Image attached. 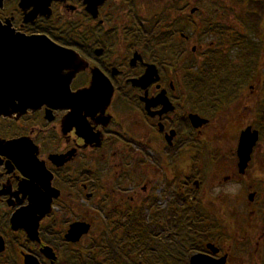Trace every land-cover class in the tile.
Instances as JSON below:
<instances>
[{"label":"flooded vegetation","instance_id":"obj_1","mask_svg":"<svg viewBox=\"0 0 264 264\" xmlns=\"http://www.w3.org/2000/svg\"><path fill=\"white\" fill-rule=\"evenodd\" d=\"M241 1L3 0V24L71 51L60 76L85 95L0 116V264H264V141L228 119L264 98V15Z\"/></svg>","mask_w":264,"mask_h":264},{"label":"water","instance_id":"obj_2","mask_svg":"<svg viewBox=\"0 0 264 264\" xmlns=\"http://www.w3.org/2000/svg\"><path fill=\"white\" fill-rule=\"evenodd\" d=\"M25 0H21L22 4ZM3 0H0V7ZM70 50L59 47L46 36H27L14 32L0 21V116L22 114L36 110L43 103L52 107L69 106L70 100L79 99L85 92L71 93L70 78L60 76L61 69L69 65ZM149 69L146 75H148ZM77 70L73 67V72ZM73 98V99H72ZM258 140V131L246 127L239 137V166L249 158L251 147ZM1 141V140H0ZM85 224L71 225L67 238L78 240L87 231ZM47 250L51 251L47 247ZM210 262L204 255L195 254L190 264H224L223 258Z\"/></svg>","mask_w":264,"mask_h":264},{"label":"trees","instance_id":"obj_3","mask_svg":"<svg viewBox=\"0 0 264 264\" xmlns=\"http://www.w3.org/2000/svg\"><path fill=\"white\" fill-rule=\"evenodd\" d=\"M241 2H244L245 3V8H246V11H248L247 9V6H249V10H252L253 9V22L255 25H257L258 22H260L261 18L263 17L264 15V0H244V1H241ZM256 37V36H255ZM257 60V52H254V61ZM257 65V62H255L254 65H252V70L254 71V73L257 72V74H261V68L259 69V66H256ZM244 69L245 66H243L242 68L239 69V72L241 71L242 72V75H244V78H243V81H239V83H237V85L240 87L244 86V85H248V83H250L249 79L253 78L254 74L253 75H250V74H246L244 72ZM248 69H250L248 67ZM251 70V69H250ZM248 80V81H247ZM230 87L228 86V83H223L222 85H219L218 86V90L217 89H213L214 93L216 92V94H221L223 93L224 91H227ZM263 88L264 90V84H261V89ZM217 90V91H216ZM257 122L254 123V126L258 128L259 130V133H260V138L264 141V98H263V101L261 102L260 101V104L259 106L257 107ZM145 263H146V260H144ZM85 262H83V264H85ZM121 264H138V262L133 259V258H130L128 253L126 252L125 254L121 255Z\"/></svg>","mask_w":264,"mask_h":264},{"label":"rangeland","instance_id":"obj_4","mask_svg":"<svg viewBox=\"0 0 264 264\" xmlns=\"http://www.w3.org/2000/svg\"><path fill=\"white\" fill-rule=\"evenodd\" d=\"M263 54H264V49H263ZM233 55H234V52H233ZM258 57V55H257ZM258 62V61H257ZM262 67V66H261ZM262 70V68H261ZM247 87V85L245 86ZM193 88H194V85H192L191 87V91L193 92ZM195 89H196V93L198 96L200 95H204V97L208 98V96H211L210 93L213 89H217L218 90V85H214V84H210L208 83V81L206 83H201V84H197L195 85ZM209 93V94H208ZM245 99L244 98H241V99H238L235 103L236 105L233 106V109H231V113L228 114V119L229 117L230 118H233L235 117L237 120H238V124L239 126H242L244 125L245 123H256L257 122V110H254V113L252 115H249V114H246V111H244V103H245ZM255 107V105H254ZM253 107V108H254ZM242 108V109H241ZM219 122H221V120H219ZM220 124H223V122H221ZM220 128V127H218ZM234 128L236 127H226V131H227V134H225L223 131H221L222 129L220 128L215 134L214 136H216V140H219V141H228L229 139H231L228 135V132H232L234 131ZM213 136V138H214ZM241 189V187H240ZM237 202H240V198L237 199ZM130 244H126V246H128ZM140 257L138 256H135V260L138 262V259ZM141 260V263L142 264H145V261L143 260V258H140ZM254 259H258L257 256H254ZM255 260V261H256ZM147 262V261H146Z\"/></svg>","mask_w":264,"mask_h":264}]
</instances>
